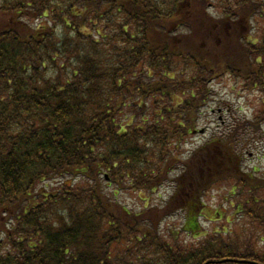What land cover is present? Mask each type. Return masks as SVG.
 Wrapping results in <instances>:
<instances>
[{
  "label": "trees",
  "instance_id": "obj_1",
  "mask_svg": "<svg viewBox=\"0 0 264 264\" xmlns=\"http://www.w3.org/2000/svg\"><path fill=\"white\" fill-rule=\"evenodd\" d=\"M226 76L258 110L188 151ZM263 126L264 0H0V264H264V177L242 167ZM220 183L234 210L202 229Z\"/></svg>",
  "mask_w": 264,
  "mask_h": 264
},
{
  "label": "rangeland",
  "instance_id": "obj_2",
  "mask_svg": "<svg viewBox=\"0 0 264 264\" xmlns=\"http://www.w3.org/2000/svg\"><path fill=\"white\" fill-rule=\"evenodd\" d=\"M212 90V101L208 104L207 108L203 109L204 115L197 127L196 134L190 138L188 144L185 146V149L188 151H192L199 147L221 132L227 133L228 130L235 125L231 119L238 117L246 119L252 118L254 112L258 110L260 106L261 99L259 93L242 90L241 84L234 81L230 76L223 77L221 80L213 82ZM244 140H251V143L247 149L243 150L244 157L242 167L248 171L254 170L256 175L258 174L264 177V126L258 130L250 129L249 134L244 137ZM230 190L231 188L224 183L215 185L209 190L204 202L206 205V213L203 215V218L200 219L202 229H209L215 224L207 220H214L217 218L215 214L217 211L219 213L228 212L227 214L232 215L234 209L229 206V203L231 202L234 205L236 199L232 198ZM169 194L170 186H164L158 189L154 194L126 190L116 193L114 197H111L117 200L121 205L125 204L124 206H127L130 210L139 211L143 206H162ZM232 217L235 218V223L231 224V226L236 225L240 227V220H243V226H247L249 223L245 217L242 218V216L239 217L238 215ZM182 223L183 215L178 213L165 221V231H169L170 229L178 230ZM255 242L263 249L264 241L262 242L258 239V236Z\"/></svg>",
  "mask_w": 264,
  "mask_h": 264
}]
</instances>
